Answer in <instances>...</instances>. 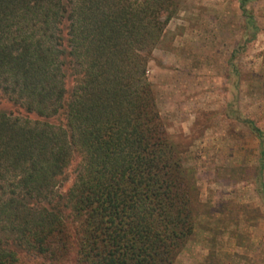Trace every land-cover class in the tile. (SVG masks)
Here are the masks:
<instances>
[{
	"label": "trees",
	"instance_id": "16d2710c",
	"mask_svg": "<svg viewBox=\"0 0 264 264\" xmlns=\"http://www.w3.org/2000/svg\"><path fill=\"white\" fill-rule=\"evenodd\" d=\"M179 7L0 0V102L18 109H0V264H17L11 241L60 259L67 221L76 227L75 264L174 263L194 230L195 187L168 141L146 65ZM241 121L263 157L264 132ZM74 157L66 216L60 200L42 203L54 202Z\"/></svg>",
	"mask_w": 264,
	"mask_h": 264
},
{
	"label": "rangeland",
	"instance_id": "374dc122",
	"mask_svg": "<svg viewBox=\"0 0 264 264\" xmlns=\"http://www.w3.org/2000/svg\"><path fill=\"white\" fill-rule=\"evenodd\" d=\"M178 1L146 65L168 141L195 187L194 230L173 264H264V156L241 121L264 132V0ZM0 109L18 114L5 101ZM77 163L74 157L56 179L54 202L42 205L60 200L63 207ZM75 230L67 221L69 251L60 259L16 241L9 246L17 264H75Z\"/></svg>",
	"mask_w": 264,
	"mask_h": 264
}]
</instances>
